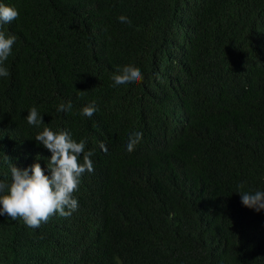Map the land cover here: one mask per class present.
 <instances>
[{"label":"trees","instance_id":"1","mask_svg":"<svg viewBox=\"0 0 264 264\" xmlns=\"http://www.w3.org/2000/svg\"><path fill=\"white\" fill-rule=\"evenodd\" d=\"M0 3L19 12L0 27L16 37L0 77V182L12 163L47 174L45 126L84 139L94 168L70 216L38 228L0 216V264H264V210L238 194L264 191V0ZM126 65L143 79L114 85Z\"/></svg>","mask_w":264,"mask_h":264},{"label":"clouds","instance_id":"2","mask_svg":"<svg viewBox=\"0 0 264 264\" xmlns=\"http://www.w3.org/2000/svg\"><path fill=\"white\" fill-rule=\"evenodd\" d=\"M19 16V12L12 6L0 3V27L11 23ZM122 23H131L127 17L118 18ZM16 41L15 35H6L0 31V77H7L9 72L4 66L11 55L12 46ZM111 79L114 85L137 83L143 79L141 71L126 65L117 68ZM71 102L60 104L57 112L69 111ZM95 101L82 109V115L91 117L96 112ZM27 123L40 127L43 123L42 115L36 107H32L26 116ZM141 132L129 135L126 149L131 153L142 139ZM35 140L42 144L51 157L47 164V174L39 162L33 163L29 168L21 169L14 163L10 166L12 182L10 185L0 182V216L7 215L12 220L21 218L31 228H38L42 222L56 214L68 217L78 208V201L73 194L78 190L80 178L85 171H94L90 157L91 151L85 152L86 141L74 140L67 131L54 132L49 127H44L35 136ZM100 148L107 151L101 143ZM81 156L83 163H81ZM11 160L10 157L6 156ZM243 188V185H239ZM244 206L257 212L264 210V191L238 192Z\"/></svg>","mask_w":264,"mask_h":264}]
</instances>
